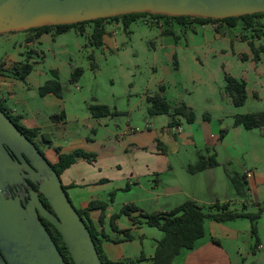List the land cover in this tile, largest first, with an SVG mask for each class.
<instances>
[{
	"label": "rangeland",
	"instance_id": "1",
	"mask_svg": "<svg viewBox=\"0 0 264 264\" xmlns=\"http://www.w3.org/2000/svg\"><path fill=\"white\" fill-rule=\"evenodd\" d=\"M152 21L140 18L127 30L121 22L115 30L116 34L108 35L110 42L107 47L92 45V28L88 25L85 35L72 28L58 36H44L40 42L29 45L26 42H33L34 33L0 35V69L5 67V63L10 67L14 61L24 62L27 59L34 64V70L25 82L13 81L16 85L12 96L8 92L2 93L1 99L5 100L0 99L1 106L13 113L17 109L24 115L29 112L22 110L31 107L37 113L43 132L51 135L55 145H64L78 138L94 137L92 126L97 130V138H106L108 133L100 124H107L115 132L123 130L128 123L141 131L146 130L147 119L152 121L154 118L149 116V104L143 101V96L159 94L169 99L170 103H184L191 107L196 121L208 120L213 128L220 126V131H227L224 139L218 134L213 139L216 145L202 151L205 157L219 154L218 160L223 165L217 174L230 186V175H238L246 186L244 176L247 171L264 177V130H247L234 125L236 116L264 112V17L260 18L262 27H250L241 22L234 28L221 31L218 39L214 32L206 34L200 31L195 41L200 47L191 48L188 44L186 49H163L161 28L156 24L158 22L154 24ZM163 25L166 26L165 23ZM184 45H187L186 42ZM76 68L83 69L84 74L77 83H71ZM54 71H58L63 85L61 107L48 106L39 93L43 74H53ZM227 76L246 82L247 99L241 107L235 106L226 93ZM92 105H107L114 115L100 119V124L92 122L89 120V107ZM130 107L134 108L132 116L128 111ZM63 112L66 118L61 117ZM56 120L59 124H53ZM180 121L185 127L188 125L184 118ZM40 140L35 141L42 149L46 140ZM228 147L233 148L237 156H232ZM187 152L182 151L173 158L181 160L192 156L195 151ZM228 158L230 162H227ZM175 173L179 174L178 171ZM145 185L148 192L154 190L156 177L146 181ZM131 187L130 199L134 195H144L134 185ZM123 199L121 196L117 203ZM74 205L77 208L76 203ZM232 209L244 210L239 204ZM260 209L250 206L244 211L257 214ZM121 217L124 224L127 217ZM132 234L141 236L142 240L137 244L141 246L143 243L146 253L155 249L156 237L161 234L163 238L159 229L146 224ZM257 256L262 258L263 252L257 253ZM249 263L264 264L257 263V260Z\"/></svg>",
	"mask_w": 264,
	"mask_h": 264
},
{
	"label": "crops",
	"instance_id": "2",
	"mask_svg": "<svg viewBox=\"0 0 264 264\" xmlns=\"http://www.w3.org/2000/svg\"><path fill=\"white\" fill-rule=\"evenodd\" d=\"M121 22L124 24L122 20L106 22V34L103 37L102 47H107L110 42L107 40L108 35L112 33L115 35V30ZM241 22L244 23L239 20L236 26ZM262 26L260 18H256L252 22V27ZM159 27L161 28L160 38L163 49L176 47L186 49L188 44L191 48H199L200 46L196 45L195 41L198 39L200 31L206 34L214 32L215 38L218 39L221 31L234 28L224 22L181 24L177 21H166V26ZM166 30H170V33H166ZM76 31L80 32L81 35L86 34V29L84 33L77 29ZM48 35L53 37L56 34L52 30L33 40V42L28 41L26 43L29 45L40 42L44 36ZM185 42L186 46L184 45ZM28 61L32 63L30 60ZM16 63H20V61H14V64ZM4 66L0 72V99L4 92L11 95L12 89L16 85L13 81H20L13 76L12 65L9 67L5 63ZM54 72L58 73V71ZM42 78L39 93L40 88L54 80V75L52 72L44 73ZM41 96L47 101L48 106L61 107L63 96L60 98L53 93ZM151 96L153 95L146 94L143 96V101L146 100L148 103V97ZM7 111L11 116L19 118L21 126L27 129H40L41 133L46 134L43 132V126L38 120L37 113H34L31 107L27 106L22 110L29 112L27 115L18 113L17 109H14L15 114L11 110L7 109ZM128 111L129 115L132 116L134 108L130 107ZM61 117L66 118V114L63 112ZM150 117L154 119L152 121L147 119L146 130L144 131L134 128L128 123L123 130L115 132L111 131L107 124L99 123L102 118H95L91 114L89 120L97 122L106 129L108 133L106 138H97V130L92 126L91 133H94V137L86 136L74 141H67L64 145H55L51 135L48 134L51 145L47 143L42 145L41 151L52 165L59 162V154H71L76 150L96 155L93 162L84 158L77 159L70 168L62 173L61 180L67 189L71 202L76 203L77 208H75L77 210H85L91 202L107 203L104 214L98 209L89 212L88 216L102 240L105 256L113 264L127 263L145 256L147 260L140 264H153L150 259L155 254L156 241L160 240L162 235L160 234L155 238V249L152 248L150 253H146L143 243L141 246L137 244L138 241L142 240L141 236L132 234L133 231L140 229L143 224L134 225L128 217L126 222L122 224L123 220L120 217L116 222L118 228L129 231V234L133 236L131 241H126L124 234L112 229V216L123 206L129 204L136 206L144 213H156L170 211L191 200L202 207H211L216 203L228 204L230 210L246 213L248 212L244 210L250 206L263 208V213L257 221V236L252 234L251 222L248 219H237L225 223L206 220L204 224L205 236L196 242L194 249L182 251L175 258L173 264H250L249 261L251 260H257V263L264 262V220L262 223L260 222L264 218V177L256 173H253L250 178L246 177V194H237L234 185L231 183L230 186L227 180L222 179L217 174L218 169L223 165L218 160V153H215L219 162L218 167L196 174L190 173L188 168L195 165L201 157H205L202 150L208 151L216 145L213 139L217 138L218 134L220 135V126L213 128L208 120L202 122L195 120L194 123H188L186 127L180 121L178 126H171L172 118L167 115ZM53 124H59V120L54 121ZM57 149L60 150V153L57 152ZM228 149L232 156H237L236 152L232 150L233 148L228 147ZM191 150L195 151L192 156H186L181 160L173 158L175 155H180L182 151H186L188 154L187 151ZM175 160L177 162L174 163ZM227 162H230V158L227 159ZM177 171L179 172L178 175L175 173ZM152 177H156V187L148 192L145 183ZM132 185L141 190L144 195H134L130 199L129 194L132 191ZM109 194L112 195L111 198ZM121 196L124 197L123 201L117 203V199ZM236 204H239L244 210L232 209V206H236ZM133 216L139 221H144L139 212L133 213ZM117 240L123 241L116 243ZM262 252L263 257L257 258V253Z\"/></svg>",
	"mask_w": 264,
	"mask_h": 264
},
{
	"label": "water",
	"instance_id": "3",
	"mask_svg": "<svg viewBox=\"0 0 264 264\" xmlns=\"http://www.w3.org/2000/svg\"><path fill=\"white\" fill-rule=\"evenodd\" d=\"M132 14L225 20L264 14V0H0V35ZM15 186L28 192L13 198ZM40 215L60 233L74 264H103L61 177L0 108V264H68Z\"/></svg>",
	"mask_w": 264,
	"mask_h": 264
},
{
	"label": "trees",
	"instance_id": "4",
	"mask_svg": "<svg viewBox=\"0 0 264 264\" xmlns=\"http://www.w3.org/2000/svg\"><path fill=\"white\" fill-rule=\"evenodd\" d=\"M264 17V14H254L247 15L241 18H228L225 20H212V19H202V18H191V17H166L159 15H150V14H132L122 17H115L111 19H99L90 22H84L76 25H65V26H56V27H43L39 29H32L27 32L34 33V40L41 37L45 33H49L54 30L56 35L65 33L72 28L80 30L84 33L85 27L88 25L93 29L92 34L90 35V41L92 45L96 47L103 46V37L106 34V22L109 20H122L124 22V27L127 30L131 23L137 21L140 18H150L151 20H160L164 19L166 21H177L181 24L186 23H207V22H224L235 27L236 23L241 20L250 27L252 22L256 18ZM166 33H170V30H166ZM30 42V40H28ZM264 51V48H262ZM258 55V51H256ZM2 69H0L1 72ZM34 70V64L30 63L28 60L20 63L13 64L11 66V72L15 78L20 81H25L26 78ZM84 71L81 68H76L71 76V83H77L83 76ZM1 75V73H0ZM54 80L48 82L44 87L40 88V94L45 95L47 93H53L57 97L62 98L63 88L59 79L58 73L54 72ZM226 93L232 98V101L235 106L241 107L245 104L247 99V85L244 80H239L231 76L226 77ZM148 112L150 116L155 115H167L172 118L171 126H178L180 124V118H184L188 123H194L196 120V115L194 110L188 107L186 104H171L167 99L159 94L148 97ZM4 110L6 113L7 111ZM89 110L93 117L103 118L114 115L109 107L104 105H92L89 107ZM8 116L11 118L13 123L34 143V145L41 151L39 146L36 144L35 140H46L45 143L51 145V140L48 134L41 133L40 129H27L20 125L19 118ZM235 127H244L247 130L252 129H261L264 130V112L239 115L235 117ZM227 134V131L222 130L220 138L224 139ZM42 152V151H41ZM57 152L60 153V150L57 149ZM43 153V152H42ZM44 154V153H43ZM79 158H84L89 162H93L96 158V155L86 153L82 150H76L71 154H59V162L55 165H52L57 174L61 177L62 173L70 168ZM219 166L216 155L210 157H201L199 161L188 168V171L192 174L203 172L207 169L216 168ZM232 183L236 189L237 194L244 195L247 192V186L242 183L238 175L231 176ZM246 182V176H244ZM247 183V182H246ZM66 193L67 189L64 187ZM68 194V193H67ZM45 204L50 207L49 203L45 199ZM107 208L106 203L101 202H91L85 210H78V213L85 219L86 224L88 225L91 235L94 239L96 249L99 253V256L103 264H113L104 254L102 249V240L99 238V233L93 227L91 222L88 219L89 212L93 210H101L104 214ZM263 209H260V212L257 214L238 212L230 210L228 204L220 205L216 203L211 207H202L199 206L196 202L188 200L181 205L175 207L174 209L167 212H156V213H144L142 210L136 206L129 204L123 206L121 210L114 214L111 218L112 229L116 232H120L125 235L126 241H131L133 236L129 234L127 230H120L116 224L117 220L121 216H126L134 225L146 224L149 227L157 228L163 233V238L156 241V249L154 256L150 259L153 264H173L175 258L180 255L184 250H192L196 246V242L205 236V221L213 220L218 223H225L228 221H234L237 219H248L251 222V231L254 236H257V221L260 219ZM140 213V217L144 221H139L133 216V213ZM53 232L55 235H53ZM53 232L50 234L53 236L54 242L57 244L59 251L63 254L65 261L69 264H74L72 257L62 239V236L53 227ZM123 240H117L116 243H119ZM147 259L145 256L129 261L127 263L121 262L118 264H140Z\"/></svg>",
	"mask_w": 264,
	"mask_h": 264
},
{
	"label": "flooded vegetation",
	"instance_id": "5",
	"mask_svg": "<svg viewBox=\"0 0 264 264\" xmlns=\"http://www.w3.org/2000/svg\"><path fill=\"white\" fill-rule=\"evenodd\" d=\"M147 19V18H146ZM150 21H152L151 19H150ZM153 23L155 22H158V23H156L158 26H164L163 25V23H165L166 24V20H164V19H160V20H155V21H152ZM154 23V24H155ZM0 107H2L1 106V103H0ZM7 115H8V113H7ZM10 115V114H9ZM38 141V140H37ZM36 142V141H35ZM40 148V147H39ZM41 149V148H40ZM9 150V149H8ZM9 152H10V154H11V156L13 157V158H15V155H14V153L11 151V150H9ZM29 183V185L34 189V190H37V186L36 185H34L32 182H28ZM28 192V190L26 189V190H23L22 189V186H15V187H11V189H10V193H11V196L14 198V197H16V195H17V193H23L24 195L26 194ZM29 199H30V197H26L25 198V201H23L22 200V203H23V205H26L27 204V202L29 201ZM40 199L42 200V202H43V204H44V206L49 210V211H51L52 213H53V210H52V208L51 207H48L46 204H45V198H44V196L43 195H40ZM40 218H41V220H42V222H43V224L45 225V227H46V229L48 230V232H49V234H50V232L52 231L53 232V227L55 228V226L52 224V223H50L47 219H45L43 216H41L40 215ZM51 235V234H50ZM53 235H55V233L53 232ZM51 237H53L52 235H51ZM53 239V238H52ZM56 244V243H55ZM57 245V244H56ZM57 248H58V246H57ZM58 250H59V248H58ZM61 253V252H60ZM62 256H63V254H62ZM64 257V256H63ZM65 259V258H64ZM68 263V262H67ZM69 264V263H68Z\"/></svg>",
	"mask_w": 264,
	"mask_h": 264
},
{
	"label": "built area",
	"instance_id": "6",
	"mask_svg": "<svg viewBox=\"0 0 264 264\" xmlns=\"http://www.w3.org/2000/svg\"><path fill=\"white\" fill-rule=\"evenodd\" d=\"M247 178H250L252 176V174L250 172H246V175H245Z\"/></svg>",
	"mask_w": 264,
	"mask_h": 264
}]
</instances>
